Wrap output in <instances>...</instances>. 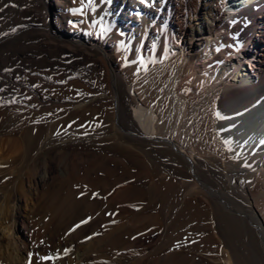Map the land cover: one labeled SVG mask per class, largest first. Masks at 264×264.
Returning <instances> with one entry per match:
<instances>
[{"label": "rangeland", "instance_id": "1", "mask_svg": "<svg viewBox=\"0 0 264 264\" xmlns=\"http://www.w3.org/2000/svg\"><path fill=\"white\" fill-rule=\"evenodd\" d=\"M102 3L74 0L66 12L70 29L117 42L119 69L128 88L140 105L156 109L162 117L161 135H170L177 114L175 95L167 90L169 78L182 68L180 95L193 109L216 80L218 69L211 65L195 73L193 60L172 55L173 35L165 25L156 34L142 32L136 46L128 47L126 29L109 30L106 20L96 16ZM221 49L227 61L241 48L230 42ZM207 56L212 54L207 51ZM244 64L256 76L259 62L245 60ZM194 74L197 79L203 77L201 89H196V81L186 85ZM14 77L16 82L5 88L10 91H0V192L14 183L25 165L34 162L42 167L47 160L54 162L58 173L43 187L40 200L67 219L68 232L78 235L86 230L81 246L95 239L92 262L264 264L241 223L227 217V207L236 208L247 195L264 219V170L257 166L264 160V146L247 160L244 155L227 154L212 135V110L186 127L178 144L225 174L222 180L200 168L216 192L200 183L175 156L123 133L102 63L89 59L72 69L35 62Z\"/></svg>", "mask_w": 264, "mask_h": 264}, {"label": "bare ground", "instance_id": "2", "mask_svg": "<svg viewBox=\"0 0 264 264\" xmlns=\"http://www.w3.org/2000/svg\"><path fill=\"white\" fill-rule=\"evenodd\" d=\"M73 5L74 0H0V91L8 93L10 90L5 88L16 82V72L28 64L40 62L49 68L74 69L93 59L107 69L114 91L115 118L123 133L175 156L206 187L213 188L201 175V167L222 180L226 179L225 174L213 169L207 159L193 158L177 139L201 113L214 112L212 135L227 154L244 155L247 160L261 150L264 0H103L98 6L96 16L106 20L109 30H127L128 47L136 46L142 32L156 34L165 25L173 35L172 55L193 60L195 73L206 71L211 65L218 69L216 80L199 96L200 101L193 109L187 108L186 98L180 95L184 89L180 84L182 68L169 78L167 90L175 95L177 117L174 129L166 136L158 128L162 117L156 109L140 105L133 89L128 88L119 69L117 42L112 38L103 42L70 29L66 12ZM230 42L241 48L240 53L225 61L221 48ZM243 57L259 62L256 76L245 67ZM202 80L203 77L197 79L194 74L186 85L196 81V89H201ZM257 166L264 170V160ZM22 170L12 185L0 192V264H96L90 256L97 251L95 239L89 246H81L79 240L86 230L78 235L68 232L67 219L53 212L51 206L44 205L45 208L40 200L43 187L58 173L59 167L47 160L42 167L33 162ZM227 208L230 211L227 217L241 223L257 251V259L264 263V219L257 213L255 203L243 195L236 208ZM236 252L237 249H232V253ZM49 256L53 259L40 260Z\"/></svg>", "mask_w": 264, "mask_h": 264}, {"label": "snow or ice", "instance_id": "3", "mask_svg": "<svg viewBox=\"0 0 264 264\" xmlns=\"http://www.w3.org/2000/svg\"><path fill=\"white\" fill-rule=\"evenodd\" d=\"M88 3H91V0H88ZM77 12H79L80 14H83V10L82 9H78L77 10ZM51 259H53L52 257H40V260L41 261H44V260H51ZM30 264H31V262H30Z\"/></svg>", "mask_w": 264, "mask_h": 264}]
</instances>
